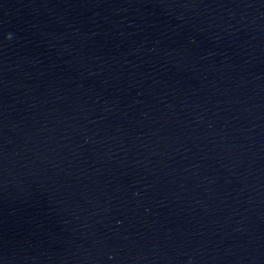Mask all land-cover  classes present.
Listing matches in <instances>:
<instances>
[{"label":"water","instance_id":"1","mask_svg":"<svg viewBox=\"0 0 264 264\" xmlns=\"http://www.w3.org/2000/svg\"><path fill=\"white\" fill-rule=\"evenodd\" d=\"M0 264H264V0H0Z\"/></svg>","mask_w":264,"mask_h":264}]
</instances>
